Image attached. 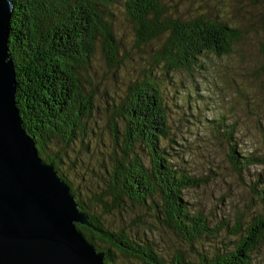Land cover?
<instances>
[{
    "label": "trees",
    "instance_id": "obj_1",
    "mask_svg": "<svg viewBox=\"0 0 264 264\" xmlns=\"http://www.w3.org/2000/svg\"><path fill=\"white\" fill-rule=\"evenodd\" d=\"M9 1L7 47L15 73V106L39 157L51 163L56 172L63 154L48 152L50 145L65 149L78 135L92 130L87 120L98 108L94 101L98 86L91 83L88 68L96 45L108 68L116 71L123 63L111 7L122 8L133 29L134 47H150L152 66L130 78L125 93L109 97L110 104L104 107L110 115L106 117L110 140L119 150L114 147L108 153L112 162L105 185L83 201L76 199L67 178L57 174L91 224L76 223V229L96 251L103 252L105 264H118L116 253L144 264H191L185 259V249H177L168 261L154 250L152 242L133 238L123 227H105L101 216L90 211L89 203L94 200L106 211L128 204L145 210L190 250L194 249L193 241L219 233V226L210 227L207 216L191 209L183 195L184 190L197 188L206 179L174 165L167 153L168 144L161 143L173 140L168 137L162 80L154 70L160 68L165 74L183 70L192 76L204 53L229 54L240 37L239 29L204 15L174 14L162 0ZM233 127L225 133L230 141L227 157L240 175L253 164V158L239 155L237 144L231 143ZM143 154L148 157L147 164ZM259 181L252 183L251 191L257 195L262 212L255 213L245 225L239 219L227 225L237 236L234 247L217 248L209 259L202 255L197 264H252L251 254L264 240V181Z\"/></svg>",
    "mask_w": 264,
    "mask_h": 264
},
{
    "label": "rangeland",
    "instance_id": "obj_2",
    "mask_svg": "<svg viewBox=\"0 0 264 264\" xmlns=\"http://www.w3.org/2000/svg\"><path fill=\"white\" fill-rule=\"evenodd\" d=\"M162 1L174 14L208 16L240 31L229 54L204 53L196 61L192 76L183 70L167 74L160 68L154 70L162 80L168 137L173 140L161 143L168 144L167 153L174 165L206 179L199 187L184 190L183 195L191 209L207 216L210 227L219 226V233L193 241L194 249L190 250L186 242L162 228L145 210L128 204L106 211L94 200L89 204L90 211L101 216L105 227H123L133 238L152 242L154 250L168 261L177 249H185L186 261L197 264L202 255L209 259L217 248L234 247L237 236L231 234L227 225L230 227L237 219L245 225L255 213L262 212L251 188L256 179L264 181V0ZM111 12L123 63L116 71L108 68L99 44L96 45L88 68L91 83L98 86L94 97L98 108L87 120L92 130L85 136L78 135L70 147L50 145L48 150L63 154L57 173L67 178L76 199L83 201L105 185L112 162L108 153L114 147L118 150L106 128V117L110 115L105 104H110L109 97L115 99L125 93L130 78L152 66L150 47H134L133 29L122 8L115 5ZM233 125L231 143L237 144L239 155L253 158V164L240 175L231 168L227 157L230 141L225 133ZM143 160L147 164L146 154ZM256 186L260 187L258 183ZM251 260L252 264L264 263V240L251 254ZM115 262L144 264L118 253Z\"/></svg>",
    "mask_w": 264,
    "mask_h": 264
},
{
    "label": "water",
    "instance_id": "obj_3",
    "mask_svg": "<svg viewBox=\"0 0 264 264\" xmlns=\"http://www.w3.org/2000/svg\"><path fill=\"white\" fill-rule=\"evenodd\" d=\"M11 9L0 0V264H105L75 227H91L86 213L22 127L7 47Z\"/></svg>",
    "mask_w": 264,
    "mask_h": 264
}]
</instances>
